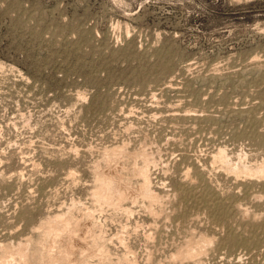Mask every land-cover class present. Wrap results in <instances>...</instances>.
<instances>
[{"label": "rangeland", "instance_id": "374dc122", "mask_svg": "<svg viewBox=\"0 0 264 264\" xmlns=\"http://www.w3.org/2000/svg\"><path fill=\"white\" fill-rule=\"evenodd\" d=\"M218 147L264 158V0H0V245L71 211L103 223L109 264H169L202 234L194 264H264V170ZM141 152L158 202L95 203L99 169L137 190Z\"/></svg>", "mask_w": 264, "mask_h": 264}, {"label": "bare ground", "instance_id": "6f19581e", "mask_svg": "<svg viewBox=\"0 0 264 264\" xmlns=\"http://www.w3.org/2000/svg\"><path fill=\"white\" fill-rule=\"evenodd\" d=\"M254 59V58H253ZM189 66V65H188ZM170 87V86H169ZM175 115V114H174ZM172 117V116H171ZM179 118V116H178ZM122 142V141H121ZM125 142V141H124ZM140 143V142H139ZM130 144V143H129ZM113 145V144H112ZM121 145V144H120ZM140 145V144H139ZM130 146V145H129ZM125 148V147H124ZM139 148V147H138ZM219 148V147H218ZM144 149V148H143ZM106 150V149H105ZM133 150V149H132ZM125 151V150H124ZM128 151V150H127ZM138 151V150H137ZM140 151V150H139ZM216 151V150H215ZM123 150L121 147L117 146V147H112L111 149L107 150L104 153V158H105V162H109L110 160L115 159L116 157L120 156L122 154ZM133 152V151H132ZM178 152V151H177ZM183 152V151H182ZM130 153V152H129ZM127 154V153H126ZM142 156H143V164H141V166L139 165L137 166H133V171L139 176H137L138 178H140V182L138 185L137 190H133V192H129V184L130 181H126V179L123 178L122 174L118 171L115 170V168H111L108 169L106 171H99L97 170L95 173V184H94V188L92 191V196L95 200V203L98 202V205L100 203H103L104 206L105 204H107V206L111 205L113 206L115 209L120 208L119 210H121L122 208L124 210H130L131 208H127V207H123V203L122 201H124V199H127L129 197L130 200L138 198L137 196L141 195L143 197H146L149 199L150 202H154L157 201L158 202V195L154 190L153 187L151 189L150 187V179H149V175H148V164L149 162V158L147 153H143L141 152ZM140 154V155H141ZM103 155V153H102ZM124 155V154H123ZM129 155V154H127ZM131 155V154H130ZM134 155V154H133ZM158 155V154H157ZM132 156V155H131ZM135 156H137L135 154ZM134 156V157H135ZM102 157V156H101ZM152 157V156H151ZM213 158L217 159V161H221L222 163H224L226 165V167L230 170H235L238 169V171H243L245 174L249 175L248 177H251V175H259L263 172L264 170V158L263 160L254 165V166H246V165H241L239 167H236L235 164L230 163L229 162V157L228 154L224 151V149L219 148L216 152V154L214 153V155L212 156ZM123 158V157H122ZM136 158V157H135ZM158 158V157H157ZM154 159V157H153ZM212 159V158H211ZM239 159V158H238ZM237 159V160H238ZM120 160V159H119ZM142 160V159H141ZM197 160V159H196ZM242 160V159H241ZM98 161V160H96ZM100 161V159H99ZM102 161V160H101ZM104 161V160H103ZM115 161V160H114ZM130 161V160H129ZM133 161V160H132ZM135 161V160H134ZM198 161V160H197ZM234 161V160H233ZM116 162V161H115ZM127 162V161H126ZM139 162V161H138ZM155 162V160H154ZM215 162V161H214ZM220 162V164H222ZM240 162V161H239ZM123 162H120V164ZM133 163V162H132ZM257 163V162H256ZM99 164V163H98ZM114 164V163H112ZM135 164V163H133ZM151 164V163H150ZM97 165V164H96ZM106 165V163H105ZM131 165V164H129ZM210 165V164H209ZM112 166V165H111ZM118 166V165H117ZM123 166V165H122ZM94 168L96 166H93ZM100 167V166H99ZM108 167V166H107ZM119 167H121V165H119ZM124 167V166H123ZM132 167V166H131ZM205 167V166H204ZM188 168V167H187ZM201 168V167H200ZM106 169V168H105ZM121 169V168H119ZM125 169V167H124ZM207 169V168H206ZM214 169V168H213ZM94 170V169H93ZM123 170V168H122ZM128 170V169H126ZM157 170V169H156ZM227 170V169H226ZM125 171V170H124ZM151 171V170H150ZM188 171V170H187ZM208 171V170H207ZM129 172V171H128ZM127 172V173H128ZM184 172V171H183ZM189 172V171H188ZM236 172V171H235ZM94 173V172H92ZM126 173V175H127ZM130 173V172H129ZM134 173V174H135ZM186 173V172H185ZM227 173V172H226ZM240 173V172H239ZM125 175V176H126ZM133 175V174H132ZM236 175V174H235ZM134 176V175H133ZM243 176V175H242ZM252 176V177H254ZM258 176V177H259ZM262 176V174H261ZM260 176V177H261ZM11 177V176H10ZM94 177V176H93ZM129 177V176H128ZM251 177V178H252ZM3 178V177H2ZM1 178V179H2ZM126 178V177H125ZM131 178V176H130ZM0 179V181H1ZM129 179V178H128ZM191 179V178H190ZM249 179V178H248ZM247 179V180H248ZM262 179V178H261ZM8 180V179H7ZM236 180V179H235ZM257 180V178H256ZM249 181V180H248ZM258 181V180H257ZM164 182V181H163ZM192 182V181H191ZM198 182V181H197ZM153 184V183H152ZM163 184V183H162ZM164 185V184H163ZM93 186V185H92ZM156 186V185H155ZM166 186V185H165ZM168 186V185H167ZM166 186V187H167ZM158 187V186H157ZM191 187V186H190ZM195 187V186H194ZM29 188V187H28ZM133 188V187H132ZM135 188V187H134ZM136 189V188H135ZM158 190V189H157ZM131 191V190H130ZM161 191V190H160ZM194 194V193H193ZM163 197V196H162ZM197 197V196H196ZM195 197V198H196ZM161 198V195L160 197ZM165 198V197H164ZM170 199V198H169ZM135 200H133L134 202H136ZM160 200V199H159ZM162 200V199H161ZM132 202V201H131ZM160 202V201H159ZM162 202V201H161ZM160 202V203H161ZM148 203V202H147ZM139 204V203H138ZM142 204V203H141ZM152 204V203H151ZM155 204V202L153 203ZM157 204V203H156ZM159 204V203H158ZM237 204V203H236ZM97 205V206H98ZM102 205V204H101ZM126 205V204H125ZM100 206V205H99ZM98 206V207H99ZM130 206V205H129ZM145 206V205H144ZM143 206V207H144ZM148 206V204H147ZM153 206V205H152ZM173 206V205H172ZM71 207V206H70ZM97 207V208H98ZM103 207V206H101ZM100 207V208H101ZM134 207V206H133ZM139 207V206H138ZM149 207H151V205L148 206V210L150 209ZM155 207V206H154ZM112 208V209H114ZM147 208V207H146ZM160 208V207H159ZM159 208H157L159 210ZM162 208V207H161ZM169 208V207H168ZM167 208V209H168ZM246 208V207H245ZM74 209V208H72ZM114 209V210H115ZM166 209V210H167ZM70 210V209H68ZM91 210V209H90ZM135 210V209H134ZM153 211V209H151ZM174 210V209H173ZM248 210V209H247ZM87 211V210H86ZM123 211V210H122ZM142 211V210H140ZM151 211V212H152ZM155 211V210H154ZM170 211V210H169ZM235 211V210H234ZM242 211V210H241ZM130 212V211H129ZM128 212V213H129ZM165 212V211H164ZM244 212V210H243ZM16 213V212H15ZM62 213V212H61ZM60 212L50 216H46V218H42L41 221H38L39 223L35 226L34 224H32V226L34 225V231L33 228L31 229L29 226V229H31L33 231V233H30L28 235H26L25 238L16 240V242H12L7 244H2L0 245V264H109L110 262H112V260H110V255L108 254V251L106 249L105 246V240H107V234L105 236H103V231H102V226L103 223L102 222H98L102 223V226H99L98 222L96 223L95 220L89 217L87 219H85L83 217V220H87L86 222L82 223V218L78 219L77 217H75L72 215L73 213L70 211L68 213L65 214H61ZM72 213V214H71ZM88 213V212H87ZM91 213V212H90ZM108 213V212H106ZM126 213V211H125ZM149 213V212H148ZM156 213V212H154ZM168 213V212H167ZM241 213V212H240ZM89 214V213H88ZM131 214V213H130ZM144 214V213H143ZM152 214V213H151ZM161 214V213H160ZM164 214V213H163ZM241 216V214H238ZM84 216V215H83ZM94 216V215H93ZM166 216V215H165ZM178 216V215H177ZM192 216V215H191ZM197 216V215H196ZM243 216V214H242ZM168 217V216H167ZM190 217V216H189ZM97 218V217H96ZM158 218V217H156ZM182 218V217H181ZM192 218V217H191ZM195 218V217H194ZM201 218V217H199ZM100 219V218H98ZM103 219V218H102ZM170 219V218H169ZM198 219V218H197ZM241 219V218H240ZM101 220V219H100ZM107 220L104 219L103 221ZM109 220V218H108ZM112 220V218H111ZM154 220V219H153ZM159 220V219H158ZM164 220V219H163ZM168 220V219H167ZM166 220V221H167ZM245 220V219H244ZM110 221V220H109ZM127 221V220H126ZM138 221V220H137ZM19 222V221H18ZM107 222V221H106ZM163 222V221H161ZM160 222V223H161ZM179 222V221H176ZM185 222V221H184ZM124 223V222H122ZM121 223V224H122ZM127 223V222H126ZM140 223V222H139ZM153 223V222H152ZM125 224V223H124ZM159 224V223H158ZM163 224V223H162ZM172 224V223H171ZM120 225V224H119ZM123 225V224H122ZM121 225V226H122ZM127 225V224H126ZM124 225V226H126ZM137 225V223H136ZM134 225V226H136ZM160 225V224H159ZM31 226V227H32ZM129 226V225H128ZM144 226V225H143ZM102 227V228H101ZM127 227V226H126ZM133 227V226H132ZM154 227V226H153ZM169 227V226H168ZM16 228V227H15ZM106 228V227H104ZM123 228V227H122ZM120 228V230L122 229ZM141 228V227H140ZM145 228V227H144ZM167 228V227H166ZM12 230V229H11ZM20 230V229H18ZM126 230V228H125ZM124 230V232H125ZM128 230V229H127ZM149 230V229H148ZM161 230V229H160ZM167 230V229H166ZM7 231V230H6ZM5 231V232H6ZM107 231V229H106ZM118 231V230H117ZM135 231V230H134ZM143 231V229L141 230ZM140 231V232H141ZM159 231V230H158ZM27 232V231H26ZM30 232V231H29ZM105 232V231H104ZM116 232V230H115ZM136 232V231H135ZM153 231H151L152 233ZM9 233V232H8ZM110 233V232H109ZM108 233V234H109ZM122 233V231H121ZM127 233H129L127 231ZM126 233V234H127ZM133 233V232H132ZM149 232H147L148 234ZM150 233V234H151ZM200 233V232H199ZM202 233V232H201ZM18 234V233H17ZM15 234V235H17ZM27 234V233H26ZM116 237L118 238L119 235L116 233ZM150 234L149 237L150 238ZM154 234V233H153ZM23 235V234H22ZM20 235V237L22 236ZM113 233L110 235L112 236ZM115 235V234H114ZM123 235V234H122ZM119 237V240H121V243L124 242V237ZM132 235V234H131ZM9 236V235H8ZM109 236V237H110ZM124 236V235H123ZM126 236V235H125ZM161 236V235H160ZM159 236V237H160ZM191 236V235H189ZM197 236V235H196ZM24 237V235H23ZM105 237V239H104ZM114 237V236H112ZM140 237V236H139ZM145 237V234H144ZM143 237V239H144ZM153 237V236H152ZM151 237V238H152ZM158 237V238H159ZM195 237V236H194ZM127 238H129L127 236ZM126 238V240H127ZM148 238H145L148 240ZM172 238V237H171ZM13 239V238H12ZM108 239H112V238H108ZM113 239H116L115 237ZM144 239V240H145ZM154 239V238H153ZM162 239V238H161ZM213 239V238H211ZM209 237H207V235H200L198 238H195L192 240H189L188 242L185 243V245L182 247H180L179 249H177L173 254H172V258L173 261L174 260H179L182 264H191L194 262H199L200 260V255H202L205 250L207 249L208 244H210L213 240H211ZM124 240V241H123ZM160 240V239H159ZM174 240V239H173ZM5 241V240H4ZM108 241V240H107ZM106 241V242H107ZM168 241V239H167ZM115 242V241H113ZM151 242V240L149 241ZM148 242V243H149ZM185 242V241H184ZM128 243V242H127ZM155 243V242H154ZM169 243V242H168ZM124 244V243H123ZM122 244V245H123ZM146 244V242H145ZM108 245L111 246L112 245L108 242ZM121 245V246H122ZM126 248H124L125 250L127 249V244ZM155 245V244H154ZM108 246V247H109ZM120 246V247H121ZM135 246V245H134ZM147 248V245H145ZM144 246V247H145ZM159 246V245H158ZM165 246V245H164ZM107 247V248H108ZM124 247V246H123ZM136 247V246H135ZM143 247V246H141ZM156 247V246H155ZM172 247V246H171ZM122 248V247H121ZM133 248V247H131ZM140 248V247H139ZM167 248V247H166ZM216 248V247H215ZM214 248V249H215ZM137 249V248H136ZM149 249V248H148ZM156 249V248H155ZM110 250V249H109ZM131 250V249H129ZM146 250V249H145ZM208 250V249H207ZM133 251V250H132ZM150 249L147 250V253L149 256H151L149 253ZM159 251V250H158ZM217 251V250H216ZM123 251H121V257H117L116 255H113L112 257L116 256V263L124 261V263L126 264V261H131L130 264H135L134 260H130L128 259L129 257L123 253ZM125 252V251H124ZM127 252L128 249H127ZM126 252V253H127ZM141 252V251H140ZM144 252V250H143ZM146 252V251H145ZM144 252V254H145ZM156 252V251H155ZM135 253V252H133ZM146 253V254H147ZM130 254L132 255V253L130 252ZM129 254V256H130ZM145 254V255H146ZM163 254V253H162ZM205 254V253H204ZM203 254V255H204ZM133 254V258H134ZM158 255V254H157ZM165 255V254H164ZM213 255V254H212ZM153 256V255H152ZM148 257V258H153V257ZM128 257V258H127ZM140 257V256H139ZM156 257V256H155ZM202 257V256H201ZM115 258V257H114ZM131 258V259H133ZM147 258V261H148ZM94 259V260H92ZM137 259V258H136ZM139 259V258H138ZM145 259V258H143ZM150 259V261H151ZM165 259V258H164ZM126 260V261H125ZM153 260V259H152ZM114 261V260H113ZM155 261V260H154ZM153 261V262H154ZM172 261V262H173ZM140 262V261H139ZM137 262V263H139ZM149 262V261H148ZM170 262V263H172ZM175 262V261H174ZM177 262V261H176ZM115 263V264H116ZM146 263V262H145ZM152 263V261L150 262ZM156 263V261H155ZM160 263V262H158ZM169 263V264H170ZM173 264V263H172ZM177 264V263H176ZM180 264V263H178Z\"/></svg>", "mask_w": 264, "mask_h": 264}]
</instances>
